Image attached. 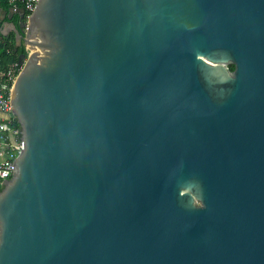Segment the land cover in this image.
Returning a JSON list of instances; mask_svg holds the SVG:
<instances>
[{"label":"water","instance_id":"1","mask_svg":"<svg viewBox=\"0 0 264 264\" xmlns=\"http://www.w3.org/2000/svg\"><path fill=\"white\" fill-rule=\"evenodd\" d=\"M8 10L0 264H264V0Z\"/></svg>","mask_w":264,"mask_h":264},{"label":"built area","instance_id":"2","mask_svg":"<svg viewBox=\"0 0 264 264\" xmlns=\"http://www.w3.org/2000/svg\"><path fill=\"white\" fill-rule=\"evenodd\" d=\"M9 6H18L24 10L27 18L38 0H5ZM25 51L28 53L26 48ZM26 54L22 59L12 62L6 70L0 71V182L7 179L13 172V158L22 149L20 127L9 103L10 92Z\"/></svg>","mask_w":264,"mask_h":264},{"label":"trees","instance_id":"3","mask_svg":"<svg viewBox=\"0 0 264 264\" xmlns=\"http://www.w3.org/2000/svg\"><path fill=\"white\" fill-rule=\"evenodd\" d=\"M9 7V4L5 0H0L1 9L7 10ZM20 54H27L24 46L22 44H16L11 34L3 36L0 33V71L6 70L12 62L18 59ZM227 67L231 70L233 65L229 64Z\"/></svg>","mask_w":264,"mask_h":264},{"label":"crops","instance_id":"4","mask_svg":"<svg viewBox=\"0 0 264 264\" xmlns=\"http://www.w3.org/2000/svg\"><path fill=\"white\" fill-rule=\"evenodd\" d=\"M10 20L7 21V16H10ZM17 15L15 13L10 12L8 9L3 10L0 8V33L5 36L8 34H11L13 39L15 40V34L12 29L11 21L14 22L16 21ZM16 43V42H15Z\"/></svg>","mask_w":264,"mask_h":264}]
</instances>
